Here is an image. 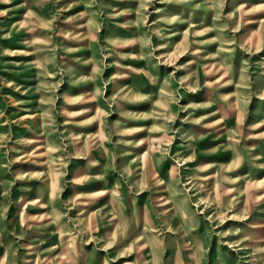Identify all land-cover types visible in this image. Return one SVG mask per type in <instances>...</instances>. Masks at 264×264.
Segmentation results:
<instances>
[{
    "label": "rangeland",
    "instance_id": "374dc122",
    "mask_svg": "<svg viewBox=\"0 0 264 264\" xmlns=\"http://www.w3.org/2000/svg\"><path fill=\"white\" fill-rule=\"evenodd\" d=\"M0 264H264V0H0Z\"/></svg>",
    "mask_w": 264,
    "mask_h": 264
}]
</instances>
